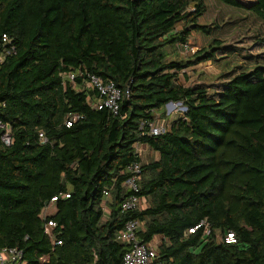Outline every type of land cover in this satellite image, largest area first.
Listing matches in <instances>:
<instances>
[{"label": "trees", "instance_id": "trees-1", "mask_svg": "<svg viewBox=\"0 0 264 264\" xmlns=\"http://www.w3.org/2000/svg\"><path fill=\"white\" fill-rule=\"evenodd\" d=\"M214 1L264 26V0ZM206 9L205 0H0V250L27 264H122L129 247L116 235L136 222L139 241L158 239L156 264H264V36L250 38L256 54L212 39L169 59L166 49L193 33L210 37L199 23ZM234 53L246 64L216 83H179L182 71ZM89 76L121 91L116 114L82 89ZM168 103L186 111L150 135ZM134 163L137 192L125 185ZM130 196L142 204L123 212Z\"/></svg>", "mask_w": 264, "mask_h": 264}, {"label": "rangeland", "instance_id": "rangeland-1", "mask_svg": "<svg viewBox=\"0 0 264 264\" xmlns=\"http://www.w3.org/2000/svg\"><path fill=\"white\" fill-rule=\"evenodd\" d=\"M205 3L207 13L200 19L199 23L210 28V37H205L200 33H193L189 39L191 51L185 54L179 51L178 47L167 48L166 53L169 55V59H189L191 54L206 48L211 43L212 39L224 40V43L231 42L232 44L239 39V44L244 46V48H249L246 54H256V52H258L252 44L260 38L256 36H264V26L257 19L248 13L221 6L214 0H205ZM254 37L257 39L251 42L250 38ZM245 56L246 55L234 53L228 58L223 56L224 58L222 57L223 59L218 62L207 61L197 64L179 74V83L184 86L216 83V78L219 75L225 74L235 67L245 65L247 62ZM163 112L166 113L167 119L179 114L183 115V110L179 105L168 108L165 106L164 109L158 111L157 114L160 115ZM162 119L158 118L157 120L158 122H162ZM156 240L157 239H155V241Z\"/></svg>", "mask_w": 264, "mask_h": 264}, {"label": "built area", "instance_id": "built-area-1", "mask_svg": "<svg viewBox=\"0 0 264 264\" xmlns=\"http://www.w3.org/2000/svg\"><path fill=\"white\" fill-rule=\"evenodd\" d=\"M179 51L183 53H188L191 51L189 45H180ZM68 80L71 84L75 81V76L69 74L67 76ZM84 91L88 90H96L99 95V103L95 106L98 109H101L102 106L108 108L113 114H116L119 107V100L121 98V91L115 87V85L111 82L104 83L93 76H89L86 82L83 84ZM128 92H125L127 95ZM175 105L181 106V109H184L183 105L176 103L172 104L168 107H172ZM181 115V114H179ZM3 126L0 125V128ZM167 127V122H158L156 121L152 125H150L149 134L152 136H158L165 132ZM5 132L1 137V140L4 144L8 145L10 142L9 137V129L4 128ZM39 141L41 143H45L46 139L43 133H39ZM136 151L138 152V146L136 147ZM128 173L130 174L129 179L125 182V185L132 191L137 192L136 181L139 179L140 175V166L137 163L132 164L128 168ZM105 198L107 199L109 194L108 192L104 193ZM68 197V196H66ZM57 201V198H52L50 203L47 204L41 212V218L45 219L49 216V212L52 209V205ZM142 204V200L136 196H130L121 204V209L123 212L138 210ZM203 223L196 226L194 229H198ZM47 227L53 228L54 224L52 222H47ZM137 230L138 224L136 222H128L125 227L116 235V240L122 244H126L129 249L125 253L123 257L122 264H156V247L152 244L142 243L137 238ZM189 232H193V230H189ZM231 235H229V238ZM57 244H60L58 242ZM0 264H27L25 260H23L22 252L15 248H4L0 250Z\"/></svg>", "mask_w": 264, "mask_h": 264}, {"label": "crops", "instance_id": "crops-1", "mask_svg": "<svg viewBox=\"0 0 264 264\" xmlns=\"http://www.w3.org/2000/svg\"><path fill=\"white\" fill-rule=\"evenodd\" d=\"M176 115H177V114H176ZM166 116H167V115H166ZM172 118H174V116L170 117L169 119L166 118V119L162 120V122H163V121L168 122V121H169L170 119H172ZM141 149H142V146H141V147H138V153L140 152ZM157 243H158V239H157L156 241L154 240L151 244L154 245V246H156Z\"/></svg>", "mask_w": 264, "mask_h": 264}, {"label": "water", "instance_id": "water-1", "mask_svg": "<svg viewBox=\"0 0 264 264\" xmlns=\"http://www.w3.org/2000/svg\"><path fill=\"white\" fill-rule=\"evenodd\" d=\"M173 103H168L166 106H170V105H172ZM179 104H181V103H179ZM183 109H184V111H186V109L183 107Z\"/></svg>", "mask_w": 264, "mask_h": 264}]
</instances>
